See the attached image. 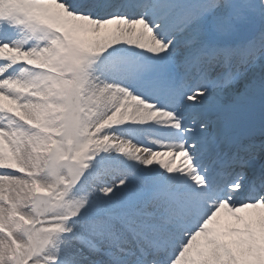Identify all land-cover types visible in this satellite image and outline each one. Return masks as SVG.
<instances>
[{"label": "snow or ice", "instance_id": "1", "mask_svg": "<svg viewBox=\"0 0 264 264\" xmlns=\"http://www.w3.org/2000/svg\"><path fill=\"white\" fill-rule=\"evenodd\" d=\"M0 264H264V0H0Z\"/></svg>", "mask_w": 264, "mask_h": 264}]
</instances>
